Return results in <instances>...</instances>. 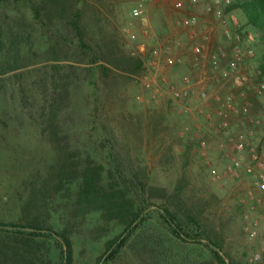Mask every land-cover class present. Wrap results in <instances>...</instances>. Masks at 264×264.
<instances>
[{"label":"rangeland","instance_id":"rangeland-1","mask_svg":"<svg viewBox=\"0 0 264 264\" xmlns=\"http://www.w3.org/2000/svg\"><path fill=\"white\" fill-rule=\"evenodd\" d=\"M139 3L87 0L84 6L82 22L88 36L100 26L117 42L116 49L142 60L140 74L115 72L106 79L87 73V50H73L70 38L60 37L61 52L47 50L54 42L34 20L28 0H0V65L16 49L29 56L19 68L0 73V222H21V206L31 197L42 195L40 184L54 158L42 128L54 98L63 135L93 153L118 146L127 168L139 172L153 187L151 201L155 205L180 185L181 198L198 219L201 231L220 244L229 261L264 264V192L255 185L253 176L259 172L264 175V169L248 170L247 153L231 148L227 138L235 135L236 120L222 132H210L204 115L195 113V102L184 111L186 106L171 100L167 88L170 79L161 57L166 52L156 42L167 33L183 34L176 23L181 13L163 0H148L143 3V17L132 18L130 10ZM158 10L170 20V25H162L163 33L154 22ZM232 12L243 23V16ZM90 43L94 48L95 42ZM97 44L106 51L103 42ZM155 50L161 61L156 64ZM4 66L7 64L0 68ZM54 84L59 88L55 93ZM62 87L68 93L64 101L58 94ZM263 134L264 123L255 142ZM201 137L208 144L204 153L198 144ZM233 156L241 158L240 167H229ZM103 165L107 170L109 165ZM213 172L218 177L212 178ZM67 188L68 192L47 194L42 216L55 231L67 227L71 232L72 264H97L106 242L118 235L123 225L102 220L98 212L72 216L76 182ZM155 210L148 216L152 221L157 218ZM159 232L154 234L163 244L159 252L154 254L134 243L139 234L131 236L106 264H215L203 241L191 246ZM41 248L49 264H57L58 243L45 239ZM203 253L207 254L204 260L198 258Z\"/></svg>","mask_w":264,"mask_h":264},{"label":"trees","instance_id":"trees-1","mask_svg":"<svg viewBox=\"0 0 264 264\" xmlns=\"http://www.w3.org/2000/svg\"><path fill=\"white\" fill-rule=\"evenodd\" d=\"M28 3L34 20L52 37L54 45L47 49L51 53L61 52L63 46L59 44L60 37L64 40L70 38L69 46L73 50L88 51L87 73L91 76L99 74L107 79L115 72L129 76L142 72V60L116 49L117 42L110 39L102 27L99 26L96 32H89L90 36L85 33L87 29L82 15L87 0H28ZM228 6V10H236L243 16V26L253 33L257 68L264 73V0H231ZM93 41L94 48L90 43ZM100 41L107 48L106 51L104 47L97 46ZM112 48H115L114 51ZM28 57L16 49L13 56L5 57L0 66H7L1 67L0 73L19 68ZM64 87L58 93L59 100L63 101L68 97ZM53 90L54 93L58 92V85L54 84ZM53 99L42 132L52 145L54 158L41 181V197L33 196L21 206V222H0V264H49L41 248L45 239H54L58 243L57 264H72L71 232L67 227L55 231L47 224L48 219L42 216L47 205V194L68 192L67 185L72 182H76L70 206L72 216L82 217L98 212L102 220L123 225V230L106 242L104 252L96 260L97 264H106L131 236L136 238L139 234V240L136 238L134 243L145 246L154 254L159 252L163 244L154 235L159 231L173 241L191 246L200 245L203 241L215 264H235L224 256L218 242L201 231L198 219L181 198L180 185L175 186L162 203L155 205L151 201L153 187L147 185L139 172L127 168L118 146L111 145L105 152L93 153L63 135L56 120L58 102L55 103ZM103 162L109 165L107 170ZM154 208L157 209V218L152 221L148 216H151ZM205 254L198 258L204 260Z\"/></svg>","mask_w":264,"mask_h":264},{"label":"built area","instance_id":"built-area-1","mask_svg":"<svg viewBox=\"0 0 264 264\" xmlns=\"http://www.w3.org/2000/svg\"><path fill=\"white\" fill-rule=\"evenodd\" d=\"M146 1L140 0L130 10L132 18L143 17V3ZM163 2L181 13L176 23L188 39L169 38L165 42L163 49L169 53L165 64L175 66L184 62L183 57L171 54L175 47L189 49L192 69L198 70L204 63L202 73L196 78L185 74L179 82H167L171 100L186 106L184 111H188V105L195 102V113L204 115L210 132H222L228 129L230 121L236 120L235 135L227 138L231 148L236 153H247L248 170H263L264 134L257 142L255 135L264 123V73L257 68L253 33L238 21L231 10L225 11L222 5L228 6L230 0H212L205 4L204 12L214 17L222 40L211 44L208 37L200 35L197 30L200 17L194 9L198 0ZM153 58L155 64L161 62L157 50L153 52ZM146 86L150 87V83L146 82ZM198 144L204 153L208 146L206 138H199ZM229 163L232 169L242 164L238 156L231 157ZM253 176L255 185L264 192V175L259 172ZM216 177L218 175L213 172L212 178Z\"/></svg>","mask_w":264,"mask_h":264},{"label":"crops","instance_id":"crops-1","mask_svg":"<svg viewBox=\"0 0 264 264\" xmlns=\"http://www.w3.org/2000/svg\"><path fill=\"white\" fill-rule=\"evenodd\" d=\"M208 2H212V0H198V5L195 7L194 12H196L200 17L199 26L197 27L199 34L207 36L209 39V42L212 44L215 41H221L222 38H221V34L217 27V22L215 21L214 17L204 12V6ZM228 8L229 6H226L225 11L229 12ZM163 14L164 13H162L161 10H158L156 11V14L154 16L155 17L154 22H156L155 24H157V27L158 26L160 27L159 31H161L162 33L164 32L162 25L163 24L165 25V23L166 25H170L169 17H165ZM166 35L167 36L161 41L157 40L156 43L158 44L159 49H163V45L169 38H172L174 40L178 39L180 41L188 40L187 37L185 36V33L179 34V32H174L173 35L170 33H167ZM165 52L166 54L161 56L164 62L166 61L169 55L167 51ZM171 54L176 55V56H181L184 59V62L180 65H175V66L166 65V73L168 75V79H170L171 81L179 82L181 77L185 74H192L196 78L197 76L200 75V73H202L204 63H202L201 68L198 70L191 68V64H190L191 62L188 59L190 56L189 49H186L183 47H175L173 48V51Z\"/></svg>","mask_w":264,"mask_h":264}]
</instances>
